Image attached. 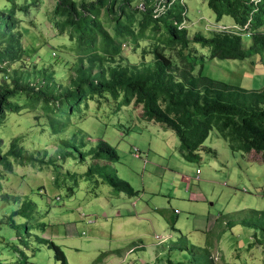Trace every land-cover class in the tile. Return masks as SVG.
<instances>
[{
    "label": "trees",
    "instance_id": "trees-1",
    "mask_svg": "<svg viewBox=\"0 0 264 264\" xmlns=\"http://www.w3.org/2000/svg\"><path fill=\"white\" fill-rule=\"evenodd\" d=\"M206 1L217 22L231 17L237 30H211L210 36L202 31L192 33L185 26L188 9L183 0H55L46 18L58 37L67 36L71 44L64 46L63 52L64 65L71 62L69 76L61 79L56 74L60 51L53 48L59 54L52 51L51 61L41 60L38 54L42 45L30 33L36 24L32 18L28 20L29 16L44 0H0V131L11 114L40 108L44 111L43 116L36 117L40 126H47L54 136L64 134L74 113L91 99L99 106L113 103L118 110L135 106L141 110L143 121L174 131L181 143V155L188 162L200 161L203 153L217 155L205 146L216 129L233 153H244L249 161L264 163V87L250 90L205 76L197 72L196 61L200 57L197 46L209 48L211 60L244 61L253 54L262 57L264 0ZM245 34L251 38L249 47L243 40ZM28 38L32 40L29 44ZM126 47L130 48L128 53ZM35 56L42 67L32 65ZM77 138L75 133L73 138L55 140L56 154L64 161L74 159L59 153L65 148L74 149L81 162L87 161L82 151L85 138L80 136L79 146L72 143ZM4 149L0 134V232L2 227L17 229L19 240L25 243L22 235L30 236L29 225L36 218L38 205L31 197L4 191L1 179L13 173L15 166H53L60 176L63 165L51 158L49 150H30L26 136L14 137ZM91 156L94 165L84 175L93 178L120 159L117 150L104 140L98 142ZM101 177L119 193L129 197L139 194L118 175L105 173ZM69 191L73 193L74 188ZM236 226L255 230L247 251L252 253L250 261L260 253V264H264V211L256 209L221 214L214 227L205 232L206 247L189 245L188 238L173 226L180 237L168 249L188 256L183 261L168 258L165 264H215L211 251L215 242ZM3 242L0 233V244ZM39 242L54 251L58 262L68 264L60 246L45 238ZM109 254L103 253L100 259Z\"/></svg>",
    "mask_w": 264,
    "mask_h": 264
},
{
    "label": "rangeland",
    "instance_id": "rangeland-1",
    "mask_svg": "<svg viewBox=\"0 0 264 264\" xmlns=\"http://www.w3.org/2000/svg\"><path fill=\"white\" fill-rule=\"evenodd\" d=\"M183 1L188 9L185 26L192 33L202 31L210 36L211 30H237L231 17L225 16L217 22L206 0ZM54 4L55 0H44L29 16L28 20L32 18L36 24L30 33L42 45L38 54L41 60L51 61L52 51L59 54L53 48L60 51L56 74L67 79L71 62L64 65L63 52L64 46L71 44L67 36L58 37L46 18ZM243 40L249 47L248 34ZM30 41L28 38V44ZM197 47L198 73L202 71L205 76L250 90L264 87V57L253 54L244 61L211 60L209 48ZM129 51L126 47V52ZM38 57H34L32 65L40 68L43 65ZM134 107L118 110L113 103L103 102L99 106L95 100L88 99L74 113L68 130L58 136L47 126V129L40 126L36 119L44 115L40 108L8 116L6 127L0 131L5 151L14 137L26 136L30 150L50 151L51 158L58 159L63 167L58 176L53 166H15L13 173L1 179L4 191L22 198L31 197L38 205L36 218L29 225L30 236L22 235L25 243L19 240L17 229L2 227L3 264H61L54 251L39 242L42 238L60 246L68 264H165L168 258L183 261L187 253L168 249L180 237L173 226L188 238L189 245L206 247L205 232L221 214L249 209L264 211L263 162H251L244 153H233L216 129L211 131L205 146L217 155L203 153L200 161L188 162L181 155L176 133L160 124L143 121L141 110ZM75 133L78 138L72 143L79 146L80 136L85 138L82 151L86 162H81L72 148L59 153L75 160L64 161L56 154L55 140L73 138ZM100 140L108 142L120 156L119 161L109 164L100 175H118L139 192L138 196L117 192L105 183L104 177L84 175L94 165L91 151ZM134 149L139 150L140 157H135ZM197 170L202 172L199 177ZM71 187L73 193L69 191ZM254 234L255 230L243 226L228 231L211 250L215 264H260V253L250 261L252 253L247 251ZM110 252L100 259L103 253Z\"/></svg>",
    "mask_w": 264,
    "mask_h": 264
},
{
    "label": "built area",
    "instance_id": "built-area-1",
    "mask_svg": "<svg viewBox=\"0 0 264 264\" xmlns=\"http://www.w3.org/2000/svg\"><path fill=\"white\" fill-rule=\"evenodd\" d=\"M218 31H228L227 29H222V30H218ZM230 31V30H229ZM136 157H139L140 156V152L138 149H136V154H135ZM197 174H200V170L197 171Z\"/></svg>",
    "mask_w": 264,
    "mask_h": 264
},
{
    "label": "crops",
    "instance_id": "crops-1",
    "mask_svg": "<svg viewBox=\"0 0 264 264\" xmlns=\"http://www.w3.org/2000/svg\"><path fill=\"white\" fill-rule=\"evenodd\" d=\"M263 57H264V55L262 56V59H263ZM263 62H264V61H263ZM197 171H198V170H197ZM196 174H197V172H196ZM201 174H202V172H200V174H197L196 177H199V175H201ZM215 221H216V220H215ZM213 225H214V224H213ZM213 225H211V227L209 228V230L213 228Z\"/></svg>",
    "mask_w": 264,
    "mask_h": 264
}]
</instances>
